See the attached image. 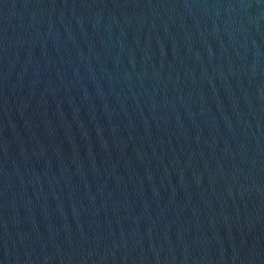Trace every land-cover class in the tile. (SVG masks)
Returning <instances> with one entry per match:
<instances>
[{"label":"water","instance_id":"water-1","mask_svg":"<svg viewBox=\"0 0 264 264\" xmlns=\"http://www.w3.org/2000/svg\"><path fill=\"white\" fill-rule=\"evenodd\" d=\"M0 264H264V0H0Z\"/></svg>","mask_w":264,"mask_h":264}]
</instances>
